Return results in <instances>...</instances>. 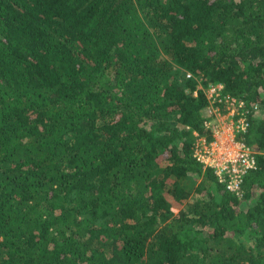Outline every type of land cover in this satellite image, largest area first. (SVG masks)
I'll return each instance as SVG.
<instances>
[{
	"label": "trees",
	"instance_id": "1",
	"mask_svg": "<svg viewBox=\"0 0 264 264\" xmlns=\"http://www.w3.org/2000/svg\"><path fill=\"white\" fill-rule=\"evenodd\" d=\"M211 82L251 108L236 188ZM0 264H264V0H0Z\"/></svg>",
	"mask_w": 264,
	"mask_h": 264
},
{
	"label": "built area",
	"instance_id": "2",
	"mask_svg": "<svg viewBox=\"0 0 264 264\" xmlns=\"http://www.w3.org/2000/svg\"><path fill=\"white\" fill-rule=\"evenodd\" d=\"M205 89L210 99L207 110L211 116L206 124L213 138L199 134L195 155L214 166L222 177L229 173L230 186L236 188L244 174L257 165L255 149L245 139L238 138V134L247 131L250 125L247 112L251 108L247 109L246 100L227 93L221 82H211Z\"/></svg>",
	"mask_w": 264,
	"mask_h": 264
}]
</instances>
